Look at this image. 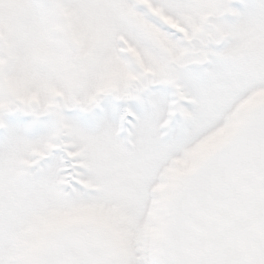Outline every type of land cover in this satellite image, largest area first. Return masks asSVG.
<instances>
[{
  "label": "snow or ice",
  "instance_id": "snow-or-ice-1",
  "mask_svg": "<svg viewBox=\"0 0 264 264\" xmlns=\"http://www.w3.org/2000/svg\"><path fill=\"white\" fill-rule=\"evenodd\" d=\"M0 264H264V0H0Z\"/></svg>",
  "mask_w": 264,
  "mask_h": 264
}]
</instances>
